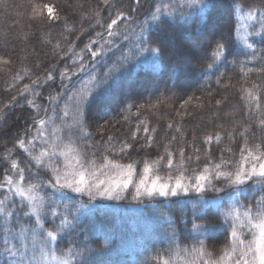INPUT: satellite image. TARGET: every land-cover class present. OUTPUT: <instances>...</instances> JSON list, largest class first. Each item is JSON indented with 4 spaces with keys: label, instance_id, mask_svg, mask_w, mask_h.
<instances>
[{
    "label": "trees",
    "instance_id": "16d2710c",
    "mask_svg": "<svg viewBox=\"0 0 264 264\" xmlns=\"http://www.w3.org/2000/svg\"><path fill=\"white\" fill-rule=\"evenodd\" d=\"M235 2L245 9L264 8V0ZM158 3L174 5L176 14L167 21L164 31L156 34L149 16ZM206 3L208 6L201 10L199 6L188 7L181 0H140L139 5L135 0H109L107 5L104 0H0V57L7 61L0 63V107L12 101L13 96L17 97L16 103L5 108L0 118V182L11 171V159L20 161V166L25 168V183L37 179L29 173V167L40 177L50 178V173L37 168L17 141L24 138L27 144L37 128L35 121L53 114L55 124L63 127L67 140L68 129L62 121L72 123L73 97L86 85L91 87V77L100 86L84 107V127L90 135L83 136L73 129L71 138L85 151L86 158H95L98 165L104 163L105 156L121 164L134 163L138 179L145 161L152 163L164 157L150 178L159 176L165 182L169 177L174 181L181 173L185 178L191 177L194 170L199 172L205 165L221 163V159L228 162L226 170L235 169L239 166L245 139L250 147L259 144L264 150V125H261L264 71H258L264 68V41L259 37L250 40L258 49L253 59L252 50L233 39L234 0H206ZM44 4H51L59 19L34 17L33 8ZM118 10L132 15L133 20L120 36L108 37L102 25L115 18ZM96 12L100 13L99 17ZM97 19L102 24H97ZM142 28L146 30L144 36H151V42L161 52L129 57L126 63H121V57L138 43ZM109 39L113 43H106ZM221 39L227 45L225 57L208 69L207 65L213 62L215 43ZM90 41L96 43L88 49L85 45ZM70 44L74 45L71 52ZM101 47L103 51L93 57L91 51H100ZM77 53L83 56L82 60ZM48 73L53 79L44 82ZM17 76L23 79L17 80ZM37 77L41 79L35 88L38 95L19 96L23 85ZM253 84L259 86L253 91L260 96V109L253 103L249 111L243 88ZM57 94L58 98L49 100ZM27 100H33L37 107L28 105ZM65 110L69 112L68 117L63 116ZM145 127L149 129L147 133ZM216 133L221 134L219 141L206 142L205 137ZM125 143L131 148L119 151ZM41 146L37 142L35 151ZM181 149L184 164L178 167ZM166 150L172 153L171 168L167 167ZM55 162L60 164L61 160ZM216 183L220 186L225 182ZM252 191L250 182L247 193ZM133 192L129 186L124 199L97 198L90 203L87 195L66 191L61 209L63 204L70 205V213L80 205L88 207L82 210L84 214L75 231L63 236L57 247L66 249L75 245L90 249L85 255L91 264H157L151 257L160 252L167 254L169 248L198 247L203 241L206 249L213 251L229 236L227 225L208 235L191 231V208L198 204L194 193L133 200ZM5 194L0 189V197ZM261 194L264 193L257 196ZM216 195L208 193V197ZM13 202L19 206L18 197H13ZM241 203L255 208L247 194L241 196ZM182 208L186 211L182 212ZM24 210L17 208L13 227L18 229L20 223L31 222L23 216ZM210 210L212 219L221 223L217 208L212 206ZM2 221L0 217V250L3 248ZM55 223L58 221L49 217L45 226L53 229ZM0 264H9L2 252Z\"/></svg>",
    "mask_w": 264,
    "mask_h": 264
},
{
    "label": "snow or ice",
    "instance_id": "6c2138e0",
    "mask_svg": "<svg viewBox=\"0 0 264 264\" xmlns=\"http://www.w3.org/2000/svg\"><path fill=\"white\" fill-rule=\"evenodd\" d=\"M104 3L107 5L109 0H104ZM135 3L139 5L140 0H135ZM181 3L188 7L199 6L201 10L208 6L206 0H181ZM45 13H47V17ZM32 14L34 17L59 19L51 4L35 6ZM175 14L176 7L174 5L158 3L155 6L149 19L155 25L156 34L164 31L167 21ZM95 15L99 17L100 13L96 12ZM233 16L236 20L233 39L245 48L252 50V58L256 59L255 53L258 49L250 40L259 37L261 41H264V8L245 9L242 4L234 0ZM132 20V15L118 10L115 12V18L111 19L106 26H102L105 27L108 37H116L120 36L122 31H127ZM96 22L102 24L99 19ZM121 22H124L123 28H121ZM145 23H148V20H145ZM145 31V29H141L138 43L129 49L126 56L121 57V63H126L129 57L143 54L159 55L161 48L154 46L151 36H144ZM101 35V33H97V36ZM125 39H127L126 36ZM94 43L96 41H90L85 47L91 49ZM106 43L111 44L113 40L109 39ZM73 50L74 45L70 44L69 51ZM226 50V42L223 39L218 40L212 52L213 62L209 63L207 68L212 69L217 61L224 58ZM102 51L103 47L100 51H91V55L96 57ZM77 55L81 60L83 59L81 54L77 53ZM0 63H7V61L0 57ZM80 70H84L83 65ZM65 71L67 70L65 69ZM241 71H243V67ZM248 71L251 72L252 69H248ZM258 71H264V68L258 69ZM61 75L63 76L64 73ZM16 79L22 80L23 77L17 76ZM51 79H53L52 74L48 73L44 82ZM40 83L41 79L37 77L31 83L24 84L18 95L24 96L25 93L38 95L35 88ZM89 83L91 87L86 85L73 97L74 118L72 123L66 124L62 121L64 127L68 129L69 138L67 140L63 136V127L55 124V114H53V116L45 115L35 121L37 128L34 135L27 140V144L24 138L17 141L19 148L37 168H42L50 173V178L40 177L39 173L31 172V167H29V173L37 179L35 182L29 180L25 183V168L20 166V161L10 160L12 174H5L4 180L0 182V189L5 190L6 193L0 197V217H3V248L0 252L7 258L9 264H91L85 255V253L91 252L90 249L75 245H70L66 249L57 247L63 236L75 231L84 214L82 210L88 207L80 205L70 213L69 204H63L61 209L62 198L66 191H71L81 196L87 195L90 203L97 198L121 200L125 198L129 186L134 189L133 200L157 196L180 197L194 193L198 204H193L191 208V231L208 235L225 225L230 229L229 243L224 246L221 254L215 259L211 258L212 253L206 249L204 242L200 241L198 247L193 245L188 248L177 245L167 249V254L165 252L158 253L151 257L157 264H264V194L257 196V193H264V150H261V146L257 144L250 147L245 139L241 148L239 166L230 171L226 170L228 162L221 159V163L205 165L199 172L194 170L191 177L185 178L181 173L174 181L169 177L167 181L161 182L159 176L150 178L153 169L159 167L160 162L164 159V157H159L152 163L145 161L142 174L136 179L134 163L121 164L105 156L104 163L98 165L95 158L87 159L85 151L71 138L73 129L78 130L83 136L90 135L84 127V107L88 103V98L99 88L100 82L95 77H91ZM258 87L253 84L252 87L243 88L249 111H251L253 103L257 110L260 109V96L253 91ZM58 95L57 97L50 96L49 100H55ZM16 101L17 97L13 96L12 101L0 107V118L4 114V109L9 108ZM219 103L220 101H217V104ZM27 104L33 108L37 107L33 100H27ZM150 107H154V105H150ZM44 111L47 112V109ZM63 116L68 117L69 112L65 110ZM141 123H146V121H141ZM261 125H264V120H261ZM169 126L171 127V125ZM144 131L147 133L149 129L145 127ZM231 135L232 133H229V136ZM214 139L219 141L221 134L216 133L215 136L205 137L208 143ZM37 142L42 145L38 152L35 151ZM129 148L131 145L125 143L119 151L124 152ZM166 155L169 157L167 167L171 168L173 166L172 153L166 150ZM180 158L178 167H182L184 164L182 149ZM57 159L61 160L60 164L55 162ZM220 180L225 183L218 186L216 181ZM250 182L253 191L247 193ZM43 188L51 189V191L45 193ZM209 192H214L217 195L208 197ZM246 194L254 201L255 208L251 204L245 206L241 203V196ZM13 197L19 198V206L13 202ZM225 202H227V206H225ZM212 206L217 208L219 216L222 217L221 223H216L212 219L213 213L210 210ZM18 207L26 209L22 214L24 217L30 218L31 222L20 223L17 229L13 227V218ZM181 211H186V209L182 208ZM49 217L53 221H58L54 224L53 229L45 226L46 218ZM198 220L204 222H197ZM173 234H175V229H173Z\"/></svg>",
    "mask_w": 264,
    "mask_h": 264
},
{
    "label": "rangeland",
    "instance_id": "374dc122",
    "mask_svg": "<svg viewBox=\"0 0 264 264\" xmlns=\"http://www.w3.org/2000/svg\"><path fill=\"white\" fill-rule=\"evenodd\" d=\"M33 135H34V133H33ZM6 174L11 175L12 174V169H11L10 172H7ZM229 239H230V233H229V236H228L227 240L223 244H221L220 246L215 248V250L209 251V252L212 253V257H211L212 259H215L216 257H218L221 254V251L224 248V246H226L229 243Z\"/></svg>",
    "mask_w": 264,
    "mask_h": 264
}]
</instances>
